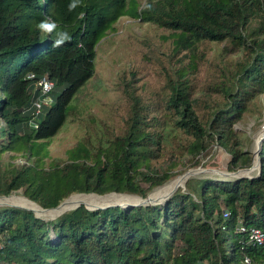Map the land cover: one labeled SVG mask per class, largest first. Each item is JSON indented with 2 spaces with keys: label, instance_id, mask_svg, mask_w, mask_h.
Instances as JSON below:
<instances>
[{
  "label": "trees",
  "instance_id": "trees-1",
  "mask_svg": "<svg viewBox=\"0 0 264 264\" xmlns=\"http://www.w3.org/2000/svg\"><path fill=\"white\" fill-rule=\"evenodd\" d=\"M69 3L0 0V196L22 190L44 210L72 194L144 199L197 167L207 137L230 157V171L252 166L233 126L264 95V0H82L72 12ZM122 17L167 31L173 53L183 52L187 64L180 60L168 75V95L154 107L127 84L120 131L90 116L93 126L84 127L66 158L45 165L48 141L75 116L73 100L93 77L97 47ZM46 18L71 41L53 47L56 33L36 27ZM212 44H225L222 56H241L197 90L198 51ZM43 76L53 83L51 93L60 91L34 130L30 106L39 94L32 85ZM199 93L201 103L216 97L205 115L193 98ZM7 152L26 163H4ZM258 157L257 178H191L162 205L94 211L81 205L49 221L0 207V264H264V144ZM251 229L263 234L261 243H251Z\"/></svg>",
  "mask_w": 264,
  "mask_h": 264
},
{
  "label": "rangeland",
  "instance_id": "rangeland-1",
  "mask_svg": "<svg viewBox=\"0 0 264 264\" xmlns=\"http://www.w3.org/2000/svg\"><path fill=\"white\" fill-rule=\"evenodd\" d=\"M136 1L139 5L144 4V0ZM172 47L169 33L164 29L148 23H141L136 19L120 18L108 36L99 43L96 51L93 77L86 82L73 100L75 116L70 117L59 133L48 141L47 156L44 157V164L47 165L55 159L66 158V152L76 145V142L86 131L84 127L93 126L92 122L87 121L90 116L104 121L107 125L115 128V131H120V125L125 118L124 114L127 108L124 95L127 84L135 89L133 93H136L150 106L154 107L157 103L162 102L168 95V75L180 66L181 61L182 65H186L188 62L187 59L183 58V52L174 54ZM223 47H225V44H212L204 46L198 51V71L194 75L197 90L204 88L207 82L212 80V76L218 73L220 66L225 63L228 64L230 61L239 60L241 55L234 51L231 55L222 56ZM177 59L179 60L178 63L176 62ZM59 91V88L55 89L50 94V97L54 99V96ZM200 94H195L193 98L198 100ZM215 98L212 96L209 103H201V100L205 99V97L200 98L197 111L201 115H205ZM80 120H83V122L80 123ZM96 122L99 126V122ZM233 127L236 134H238L242 151L252 157V166L250 168L230 171L228 169L230 157L223 149L217 146L214 139L207 137L203 139V146L206 151L201 155L199 165L184 171L165 184L196 169L206 171L188 179L205 178L230 181L241 178H257L260 173L258 171L260 160L257 156L264 144V95L255 100L252 106V113L245 114ZM1 160L4 163L12 161L16 166H22L26 163L24 158L14 156L10 152L4 153L1 156ZM256 163L257 167L254 168ZM178 169H181V167ZM140 186L147 190L149 185L140 181ZM184 186L179 189L183 190ZM160 187L149 190L144 199L148 200L149 196ZM9 196L24 197L22 190ZM172 196L173 194H170L165 200L149 201L148 204L162 205ZM7 206L0 205V207ZM33 214L37 216L35 213ZM46 221H49V219H46ZM184 249L185 247L180 245L179 252L182 253Z\"/></svg>",
  "mask_w": 264,
  "mask_h": 264
},
{
  "label": "bare ground",
  "instance_id": "bare-ground-1",
  "mask_svg": "<svg viewBox=\"0 0 264 264\" xmlns=\"http://www.w3.org/2000/svg\"><path fill=\"white\" fill-rule=\"evenodd\" d=\"M255 167H257V163L254 165V168ZM204 171L206 170L196 169L172 180L168 184L161 186L157 191L152 193L149 196L148 200H146L145 202H155L161 201L163 199L165 200L174 191L184 186V183L187 178L198 175L199 173ZM139 201L140 198L128 194H107L105 196H99L95 194H73L67 199H65L58 208L53 210H44L37 204L29 201L28 199L22 196L2 197L0 198V205H12L19 208L32 210L37 215V217L42 218L44 220H50L63 213L70 212L78 205H84L88 209H94L96 207H103L106 205L124 206L131 203L136 205L140 203Z\"/></svg>",
  "mask_w": 264,
  "mask_h": 264
},
{
  "label": "built area",
  "instance_id": "built-area-1",
  "mask_svg": "<svg viewBox=\"0 0 264 264\" xmlns=\"http://www.w3.org/2000/svg\"><path fill=\"white\" fill-rule=\"evenodd\" d=\"M27 78L32 79L33 76L29 75ZM32 86L33 92H38L39 95L33 100L30 106L31 118L29 120V126L36 130L38 128V121L44 114V110L52 104L50 93L53 90V83L47 76H43L34 81ZM239 231L244 232V228L240 227ZM249 239L253 244L261 243L263 241V234L258 229H251Z\"/></svg>",
  "mask_w": 264,
  "mask_h": 264
},
{
  "label": "clouds",
  "instance_id": "clouds-1",
  "mask_svg": "<svg viewBox=\"0 0 264 264\" xmlns=\"http://www.w3.org/2000/svg\"><path fill=\"white\" fill-rule=\"evenodd\" d=\"M82 0H70V3L68 4V11L72 12L74 11L77 7L81 6ZM148 8H151V5H148ZM80 18H84V13H80ZM37 29L42 32L45 35H51L54 32L56 33V39L53 41V47H61L63 46L66 42L71 41V35L67 31H60L56 32L57 29V24L55 21H52L48 18L40 21L36 25ZM245 264H248V261L245 260Z\"/></svg>",
  "mask_w": 264,
  "mask_h": 264
},
{
  "label": "water",
  "instance_id": "water-1",
  "mask_svg": "<svg viewBox=\"0 0 264 264\" xmlns=\"http://www.w3.org/2000/svg\"><path fill=\"white\" fill-rule=\"evenodd\" d=\"M257 158L259 159V157L257 156ZM260 169H261V165H260V163H258V171H260ZM251 171H253V170H251ZM187 174V173H186ZM185 175V174H184ZM188 179V178H187ZM187 179H186V181H187ZM185 181V182H186ZM175 192V191H174ZM174 192L172 193V194H174ZM111 194H115V193H111ZM121 195H123V194H121ZM105 196V195H104ZM3 197H5V196H3ZM7 197H10V196H7ZM136 197V196H135ZM0 198H2V197H0ZM139 198V197H138ZM146 200L145 199H142V198H140V203L139 204H136V205H133V204H127V205H124V206H120V205H106V206H103V207H96V208H94V209H88L86 206H84L86 209H88V210H90V211H94V210H99V209H106V208H110V207H120V208H123V209H125V208H129V207H132V206H145V205H149L148 203L149 202H145ZM61 205V203L56 207V208H58L59 206ZM79 206H81V205H78L77 207H75L73 210H71L70 212H72V211H74L75 209H77ZM7 207H15V208H18V209H22V210H26V211H30V212H32V213H34L32 210H28V209H23V208H19V207H16V206H12V205H8ZM56 208H52V209H47V210H53V209H56ZM63 214H66V213H63ZM62 215V214H61ZM61 215H59V216H61ZM59 216H57V217H55V218H53V219H50V220H54V219H56V218H58ZM36 218H39V217H37V216H35ZM39 219H42V218H39ZM42 220H44V219H42ZM44 221H46V220H44Z\"/></svg>",
  "mask_w": 264,
  "mask_h": 264
}]
</instances>
